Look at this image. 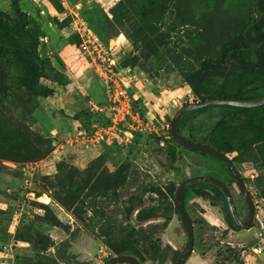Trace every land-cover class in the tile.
Masks as SVG:
<instances>
[{"label": "rangeland", "instance_id": "1", "mask_svg": "<svg viewBox=\"0 0 264 264\" xmlns=\"http://www.w3.org/2000/svg\"><path fill=\"white\" fill-rule=\"evenodd\" d=\"M145 1L114 0L102 6L93 0L72 11L62 0H0L5 26L12 29L26 19L27 29L39 37L41 85L53 90L63 88L59 99L56 93L49 101L38 98L33 113L21 108L18 99L27 94L29 63L22 58L21 49L0 34V264H105L116 256L110 246L118 247L142 218L149 220L138 231L140 251L148 260L145 264H160L164 256L168 258L166 264H173L187 244L174 196L182 182L197 176L225 182L239 217L247 218V202L219 160L175 148L171 143L168 127L177 111L200 102L176 65L177 60L189 59L190 40L186 32L191 29L181 31L168 9L152 31L141 35L137 26ZM249 1L227 3L243 5ZM262 9L264 14V4ZM68 23L74 32L69 40L63 27ZM85 30L106 47L117 69L111 76L107 71L88 73L90 78L80 87L72 81L76 77L68 71L62 56L65 52L84 54L81 33ZM69 41L77 42L79 50L71 47ZM105 66L110 70V62ZM116 80L149 128L136 131L129 142L108 139L101 147L88 150L58 149V137L65 141L73 131H90L96 125L110 123V92L116 89ZM68 91L76 97L72 99ZM66 101L72 106L68 110L62 105ZM94 106L105 111H96ZM243 118L238 112L209 110L191 117L182 135L203 132L194 142L200 144L216 122L224 119L240 125ZM51 124L61 128L55 133L57 137L50 133ZM100 155L111 174L120 166L129 165L126 181L105 195L84 196V205L77 204L72 211L62 206L60 202H64L67 190L60 182L66 187L71 184L77 191L88 177V167L96 164ZM231 157L237 158L235 165L253 199L255 217L251 229L237 230L231 224L227 204L222 197H215L210 187H205L210 194L206 199L196 194L202 189L200 186L190 189L184 207L193 220L195 239L185 264L264 262V251L255 255L250 249L264 234V146L251 142L241 157L238 152ZM48 207L56 210L61 228L56 230L46 224L43 208ZM136 207L138 211L130 217L128 210ZM27 219L28 224H38L36 229L42 235L51 238L59 232L62 237L53 239L46 251L36 250L20 241L28 227Z\"/></svg>", "mask_w": 264, "mask_h": 264}, {"label": "trees", "instance_id": "2", "mask_svg": "<svg viewBox=\"0 0 264 264\" xmlns=\"http://www.w3.org/2000/svg\"><path fill=\"white\" fill-rule=\"evenodd\" d=\"M263 4L264 0H250L243 5L236 2L227 3V0H214L213 3H205L202 0H146L140 9L137 28H139L141 35L149 33L154 24L160 19L162 20L166 11L170 9L171 14L177 20H175L176 25L181 31L191 29L189 33L186 32L190 40L189 59L186 62L177 60L176 65L179 67L180 76L200 102L222 99L255 101L264 98ZM3 17L0 12L1 37L4 36L13 47L21 49L22 58L29 63L25 78L27 94L19 97L18 103L28 113H33L38 106V98L46 99L55 94V90L41 85L43 68L39 64V37L27 29L28 22L26 19L18 22L10 29L4 25ZM71 26L70 23L63 26L65 33L68 34V40L74 36V32L70 30ZM68 43L71 47L79 50L77 42L69 41ZM77 56L84 63L80 51ZM134 109H136L135 106ZM209 110H222L228 113L238 112L244 117L240 125L235 124L232 120L222 119L216 122L207 132L208 137L200 143L227 156L235 167L237 158L231 157L234 152H238L239 157H241L244 154V149L251 142L264 146V106L252 109L216 106L193 111L181 119L179 134L184 137L182 131L189 126L191 117ZM107 124L100 125L105 127ZM26 136L28 135L26 134ZM29 136L33 135L29 134ZM187 136L184 137L186 140L195 142L197 136H203V132L189 131ZM171 143L175 148H182L172 140ZM95 162L96 164L88 167L86 171L88 177L77 191L71 184L66 187L63 181L60 182L63 190H67L66 198L64 202L61 200L60 204L70 211L77 204L84 205L81 201L84 196L105 195L114 187L121 186L128 178L127 174L131 169L129 165H122L115 170V173L111 174L108 172L101 155ZM221 164L226 168L223 163ZM196 186L202 188L196 191L200 197L209 198L210 194L206 192L205 187H210L215 197H222L227 204L225 195L219 188L205 183L193 185L185 190L183 204L187 192ZM43 210V219L47 221L46 224L56 230L62 227L56 217L58 214L55 209L48 207L43 208ZM136 211H138L137 207L128 210L130 217H133ZM228 217L231 224L239 230L230 212ZM28 222L29 219L26 220L27 224ZM136 223V226L124 237L118 247L110 246V249L117 256L132 255L145 264L148 260L140 251L138 231L149 223V220L142 218ZM27 226L24 234L20 236V241L33 246L40 252L46 251L51 246L53 239L62 237L58 234L59 232H55L56 235L51 238L42 235L36 229L38 224L35 222H31ZM180 255L181 252H179L178 257ZM167 260V256H164L160 264H166Z\"/></svg>", "mask_w": 264, "mask_h": 264}, {"label": "water", "instance_id": "3", "mask_svg": "<svg viewBox=\"0 0 264 264\" xmlns=\"http://www.w3.org/2000/svg\"><path fill=\"white\" fill-rule=\"evenodd\" d=\"M216 106L233 107V108H241V109L259 108V107L264 106V98H261L255 101H240V100H226V99L207 100L205 102H195V103L187 104L177 111L173 120L170 122L169 127H168L169 137L173 142H175L178 146L182 148H185V149H188L194 152H198L200 154L208 155L210 157H213L219 160L221 163H223L228 169V171L230 172L231 176L233 177L234 182L237 184L240 190V193L242 194V196L245 198L247 202V205L249 208L248 216L244 221L241 220V218L239 217L232 193L229 187L226 185V183L223 182L222 180H219L211 176H197V177H193L188 180H185L184 182L180 184V186L178 187L175 193V209L179 217L181 218L183 225L186 229L187 244H186L184 251L181 253L179 258L173 264H185L188 258L190 257V254L194 247L195 232H194L193 220L191 216L189 215V213L187 212V210L185 209L184 204H183V194L185 190H187L189 187L196 185V184L205 183V184H210V185H213L219 188L225 195L230 215L239 230H250L251 224L255 217L253 199L250 193L248 192L239 171L234 166V164L230 161V159L215 149H212L202 144H197V143L188 141L179 134V124H180L181 119L185 115L193 111L210 108V107H216ZM105 264H143V263L138 258L132 255H120V256L116 255L110 258Z\"/></svg>", "mask_w": 264, "mask_h": 264}, {"label": "built area", "instance_id": "4", "mask_svg": "<svg viewBox=\"0 0 264 264\" xmlns=\"http://www.w3.org/2000/svg\"><path fill=\"white\" fill-rule=\"evenodd\" d=\"M81 35L83 39L81 48L84 54L93 62L97 72L103 74L107 71L110 76L111 74L115 75L114 70L117 69L115 60L110 58L106 47L90 31L86 32L85 30ZM102 55L107 56V59L103 58ZM106 62H110V70L105 66ZM115 83L117 85L116 89L110 92V123L105 127L96 125L92 132L77 131L71 138V145L74 148H90L104 143L108 139L129 142L134 138L136 131H144L149 128V124L141 113L134 109V104L127 92L119 87L117 80ZM94 109L99 112L105 111L104 108L99 106H94ZM243 249L242 254H245L246 248L244 246ZM250 249L255 255L261 254L263 250L262 239L251 246Z\"/></svg>", "mask_w": 264, "mask_h": 264}, {"label": "crops", "instance_id": "5", "mask_svg": "<svg viewBox=\"0 0 264 264\" xmlns=\"http://www.w3.org/2000/svg\"><path fill=\"white\" fill-rule=\"evenodd\" d=\"M88 1H93V0H62L64 5H66V7L72 11L79 9L82 5H84ZM97 1L100 2V4L102 6H107V5L111 4L114 0H97ZM62 57H63L66 65L68 66V71H71L74 74V76L76 77L75 79L77 81L76 80H72V81L75 82V84L77 83L76 85H78V86H80V85L84 86V84H86L85 82L87 81V79L90 78L87 76L88 73H90L92 75L98 74L95 65L85 54L82 55V59H84V63L81 61V58H79V56H77V55H71V54L68 55L65 52ZM83 86H80V87H83ZM55 90L57 91V92L55 91L56 97H58V99H59L60 97H59L58 93L63 91V88H62V86H58V87H56ZM68 93L70 94V97L72 99H74V97H76L71 91H68ZM50 99L51 98H48L47 100L49 101ZM62 105H66V110H68V107H72L70 105L69 101H66V103L62 102ZM58 121L61 122L60 124L63 123V121H61L60 119ZM51 127H53L52 124H51ZM58 129H61V128H58ZM58 129L53 127L52 131L50 132L51 134L54 135L53 137H57L55 133H56V131H58ZM77 131H79V130L71 132L65 141H60L62 136L58 137V140H59L58 144H57L58 149L59 148L67 149L68 147L72 148L73 146L71 145V138L74 134H76ZM48 137H52V136H48ZM96 146L101 147L102 143L99 145H96ZM93 147H90V148H93ZM90 148H81V149L88 150ZM74 149H77V148H74ZM77 150H79V149H77ZM262 236H263L262 237L263 238L262 239V249H263L262 252H263L264 251V234ZM263 264H264V262H263Z\"/></svg>", "mask_w": 264, "mask_h": 264}, {"label": "flooded vegetation", "instance_id": "6", "mask_svg": "<svg viewBox=\"0 0 264 264\" xmlns=\"http://www.w3.org/2000/svg\"><path fill=\"white\" fill-rule=\"evenodd\" d=\"M245 219H246V218H245ZM245 219H242V220L244 221Z\"/></svg>", "mask_w": 264, "mask_h": 264}]
</instances>
